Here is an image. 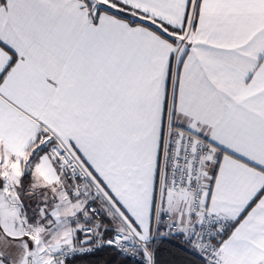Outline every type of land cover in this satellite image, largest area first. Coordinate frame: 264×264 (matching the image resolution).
<instances>
[{
	"label": "snow or ice",
	"instance_id": "snow-or-ice-1",
	"mask_svg": "<svg viewBox=\"0 0 264 264\" xmlns=\"http://www.w3.org/2000/svg\"><path fill=\"white\" fill-rule=\"evenodd\" d=\"M0 264H264V0H0Z\"/></svg>",
	"mask_w": 264,
	"mask_h": 264
}]
</instances>
